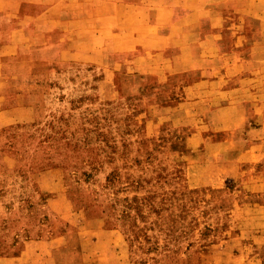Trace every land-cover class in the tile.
<instances>
[{"label": "rangeland", "instance_id": "obj_1", "mask_svg": "<svg viewBox=\"0 0 264 264\" xmlns=\"http://www.w3.org/2000/svg\"><path fill=\"white\" fill-rule=\"evenodd\" d=\"M49 1L25 6L70 31L2 69L32 111L0 113V257L264 264V128L235 88L264 0Z\"/></svg>", "mask_w": 264, "mask_h": 264}, {"label": "crops", "instance_id": "obj_2", "mask_svg": "<svg viewBox=\"0 0 264 264\" xmlns=\"http://www.w3.org/2000/svg\"><path fill=\"white\" fill-rule=\"evenodd\" d=\"M35 1L0 0V17L3 19V22H0V82L2 83L0 84V113L32 111V107L24 105V103L17 104L16 106H4V101L8 95L12 96L11 91H7L6 83L3 80L5 77L2 75V69L6 61L12 62L16 57L24 55L27 52L31 53L33 50L52 46L50 32L59 26L64 27V32H69V28L73 24L71 23L72 19L70 20V9H61L60 11L64 12L67 16L58 20H52L54 15H52V8L50 7L41 9L39 13H33L28 10L25 6L26 3L31 2L32 4ZM41 1L45 6L49 5L50 2L49 0ZM242 10L245 11V8H242ZM254 14L251 15L250 11H248V17L258 18L260 24L256 28L244 26L243 24L240 28L242 33L240 43L241 64L243 65L247 61L252 66L248 67V69L242 67V74L235 88L238 87L241 93L246 95L242 102H244L247 111L252 113L250 117L255 116V119L260 122L258 126L264 128V9ZM242 20L244 23V18ZM67 38H69L68 34L64 36V41H67ZM71 50V48L67 49L65 47L61 53V57L65 58L67 51L71 53ZM246 51L250 52L247 56L245 55ZM24 95L25 93L22 92L16 93L15 96L19 98V96ZM254 112L257 115H253ZM26 119L24 118V120ZM14 121H17V119H11L10 122ZM0 126H2V122ZM259 242L264 243V240L260 239ZM255 256L257 258V255ZM255 256L246 257L245 262L242 264H250L255 259ZM9 261L10 259L8 258L0 257V264H8ZM255 261H260V259L257 258Z\"/></svg>", "mask_w": 264, "mask_h": 264}]
</instances>
